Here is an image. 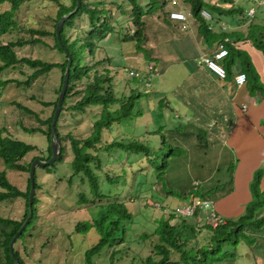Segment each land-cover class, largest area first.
Returning a JSON list of instances; mask_svg holds the SVG:
<instances>
[{
    "label": "trees",
    "instance_id": "16d2710c",
    "mask_svg": "<svg viewBox=\"0 0 264 264\" xmlns=\"http://www.w3.org/2000/svg\"><path fill=\"white\" fill-rule=\"evenodd\" d=\"M30 1L32 0H0V6L5 3H9L11 6L9 11L0 14V38L13 30H16L20 35L16 41L7 43L0 42V74L11 68L16 69L19 66L20 68L24 66L29 67V69L33 70L32 75L25 83L29 85L39 75L50 74L54 69H58L61 72V86L57 95H60L69 58L72 61L69 85L62 112L57 123V133L60 142H63L64 139L69 140L73 153V159L68 163L71 166L73 174L69 177L68 182L71 184L73 180L77 178L82 184L87 186V193L82 191L78 194L77 203L79 205H95L97 208L101 209V214L98 217H94L91 221L77 223L74 231V233L88 235L95 230L100 236L99 240L84 254L85 264H94L95 257L99 256L104 249L115 248L125 243V236L128 228L127 224H133L134 219V215L129 211L126 205V200L98 204V201L103 202L105 199L111 197V193H105L102 190V173L106 176V183L110 187H115L127 174V168L139 167V170L142 171V166L150 165L149 171L143 170V174L139 173L141 174L139 183L143 190L140 196L137 195L140 200L149 201L153 197L154 185L158 182L163 187L162 182L167 178L172 160L179 157V150L180 152L182 151V147L179 141H177V138L184 133V129H182L181 125L178 129L173 130L174 128L169 129L164 126L156 125V120V124L155 121L153 124L155 127L154 132L147 131L145 136H155L158 146H151L147 139L128 142L113 141L110 144L103 142V133L105 130L111 131L115 124H123L124 121H133L143 117L139 109L136 111L137 103L143 96L137 89L127 97L123 96L119 98L116 96L113 89L114 79L110 76L112 74L111 69L106 68L103 69L102 72L98 70L99 66L105 63L111 66L110 57L100 61L95 60L97 52L100 50V46L96 44V42H103L109 35H112L113 37L111 36L112 39H110L108 43L113 44L115 38H118L115 40L116 42L135 43L138 51L145 58V61L147 60L146 64L148 65L153 61V57L152 50L144 46L148 38L145 32V22L143 18L148 15H153L151 6L158 1L150 0L151 2H148L144 6L140 3V0H124L126 5L122 4L119 9H123L121 11L122 16H129L132 25V28H129L121 24L118 18L114 19L113 15H111L110 21L105 18V10L102 8L104 2L94 3L92 8H89L85 3L86 0H81L79 11L65 22L61 30L60 41H58L56 34L57 24L62 17L70 14L76 9L77 0H71L69 5L61 4L59 0H50L59 4V10L54 19L53 31L45 29L37 30L33 28L27 29L18 24V21L15 20L17 11H19L25 2ZM165 2L166 0L161 1L162 10L160 12L162 13H164V8L167 5ZM182 2L184 5L190 7L191 13L199 25V33L208 45H212L218 41L223 43L226 38L225 36L229 35V33H218L210 30L208 23L201 16L203 10L212 11L216 13L217 16H241L242 22L249 20L245 9L236 7L235 0H217V3L214 4L206 0H182ZM226 5H231V9H226ZM99 7L102 9L99 10ZM124 7L126 9H124ZM125 10H129V13H126ZM78 20H81L83 24ZM249 22H251V20ZM116 24H118L119 27H116ZM258 28L264 27L250 25V27H248V33L244 32L247 33V35L242 32L238 36V40L245 41L250 39L256 49L264 54V41L256 35L258 33ZM120 33L122 36H120ZM48 41L53 42L51 46L53 50L63 55L64 59L61 63H49L43 60H34L26 57L20 58L15 51L16 48H24L26 46L33 47L38 44L49 46L51 44L48 43ZM232 44L231 41L225 44L229 51V55L222 65L226 69L227 80L230 79L231 68L236 65L237 61H240L243 67L242 73L247 76V83L245 85L248 87V93L264 98V83L261 81L251 58L247 53L235 48ZM65 49L68 51V55H66ZM143 52L145 53L144 55ZM88 57L91 59L90 63L87 62ZM140 73H143V76L142 74L141 76L146 83L147 75L144 76V74L148 73L147 69H144ZM83 80H86L83 88L78 89V83H81ZM13 82L16 81H2L4 87ZM18 84L21 85L22 83ZM146 87L151 88V85L150 87L146 85ZM74 97H79V100L71 106V109L75 112H79L81 115L85 114L89 108H100L92 132L90 136L85 139H76L72 134L62 137L60 133L62 115L67 109L68 101ZM58 100L59 99L49 105L46 104V106L53 107L51 117L45 121H40L43 126H47V131L41 129L27 130L29 133L41 132L47 137L49 143L47 157H38L28 164H22V160H24L30 152L36 151V147L11 138L7 135V129L0 127V159L3 161L6 168V170L0 171V203L13 201L18 198L26 200V212L22 221L0 217V264H15V259L10 253V243L30 214V178L28 179L27 190L24 192L11 184L7 177V171L15 170L30 173L31 165L35 160L39 159L47 162L51 159V125ZM198 137L199 140H201V136L198 135ZM199 144L203 145V142H199ZM115 150L120 152V158L125 155H136L140 156V161L136 163L130 162L127 166L117 171L105 172L102 155L112 154ZM65 153L66 147L62 144L59 148V157L57 161L52 166L37 167V169L40 168L47 174L53 173L57 163H65ZM37 169L34 176L35 195L32 207L33 216L29 225L17 240L16 245L19 241L25 239V236L34 228L35 223H37L39 219L38 205L40 204V200L38 194L42 187L39 183ZM263 177L264 171H262V169L254 173V178L250 186L252 201L246 206L245 214L237 219H226L216 227H214L212 223L199 226V223L195 221L196 218H177L175 212L174 214L170 213L168 218L163 215L156 221V226L153 228L152 233H145L142 236L144 240L156 237L157 241L153 245V254L142 260L141 263L240 264L238 260L242 257V249H251L260 241V239L250 235V232H260L264 230V188L261 189ZM233 184L234 183L229 180L227 184L229 187L227 188H223L224 185H217L213 187L208 186L209 188L206 190L201 189L200 185L197 184L196 186H198L200 191L195 193L191 190L188 194L183 196L182 199L186 201L191 196H195L215 200L219 193L233 192ZM166 194L170 196L172 192H166ZM130 198L131 195L129 199ZM189 220H191V222H189ZM176 221L180 222L177 223ZM16 245V258L19 264H25ZM174 257H177V259ZM112 258H114L113 255Z\"/></svg>",
    "mask_w": 264,
    "mask_h": 264
},
{
    "label": "rangeland",
    "instance_id": "374dc122",
    "mask_svg": "<svg viewBox=\"0 0 264 264\" xmlns=\"http://www.w3.org/2000/svg\"><path fill=\"white\" fill-rule=\"evenodd\" d=\"M157 1L151 6L153 15L143 18L146 35L149 33L152 36L153 31L154 34L157 32V30L150 27V24L153 22H163L166 15H168L166 13L168 9L185 6L182 0H166L165 3L167 5L164 8V13H162L160 11L162 10L161 1L163 0ZM99 2H104L102 8L105 10V18L108 21H110L111 15H113L114 19L118 18L121 24L132 28L129 16H122L121 11L123 9H119L122 4L126 5L124 0H86L85 3L89 8H92L94 3ZM148 2L151 1L140 0V3L144 6ZM214 2L217 3L216 0ZM243 2H246L245 7L254 8L257 13L256 20L251 19L249 23L254 22L256 25H260L257 23H261V27H264V4L251 0H243ZM59 3L69 5L71 0H59ZM102 8L99 7V10ZM10 9V4L5 3L0 6V14ZM124 9L126 8L124 7ZM58 10L59 4L53 1L32 0L25 2L21 6L15 15V20L18 21L21 27L27 29L53 31L54 19ZM125 11L129 13V10ZM78 21L81 22V20ZM81 24L83 23L81 22ZM165 25L169 26V23L165 22ZM115 26L119 27L118 24ZM183 32H179V35L185 34L189 36L192 31L189 29ZM19 36L17 31L13 30L0 38V42L16 41ZM111 36L109 35L103 42H96V44H99L100 50L97 52L95 60L100 61L110 57L111 66L105 63L99 66L98 70L102 72L103 69H111L112 74L110 76L114 79L113 89L116 96L119 98L123 96L127 97L137 89L146 98L147 94H156L164 90L167 93L161 98L162 104L166 105L167 100H169L173 106H176V104L172 103V100L175 99V91L178 87L184 85L186 70L194 65L193 59L187 56V60H185V57L179 54V58L184 60L183 62L175 59V63L171 67L170 65L166 67L167 63L164 62L158 63L159 67H157V71L159 70V73L153 79L151 88H147L146 83L142 79L143 73L139 77H130L129 72L131 70L142 72L150 64H146L147 60L145 61L135 43L116 42L115 40L118 38L114 37V43L111 44L108 43L113 37ZM120 36H122L121 33ZM262 38L264 39V37ZM169 42L166 44L165 49H169L174 53L177 43L170 40ZM48 43L51 45L38 44L33 47L16 48L15 51L20 58L26 57L49 63H61L64 59L63 55L51 48L53 45L52 41H48ZM144 46L149 47L148 40ZM179 50L182 53L180 48ZM184 52L186 55L192 53L189 45ZM199 60L200 58L198 62ZM87 62H91L89 57L87 58ZM32 73L33 70L29 69V67L24 66L20 68L19 66L16 69L11 68L0 74V127L7 129V135L11 138L36 147V151L30 152L22 160V164H28L38 157H47L49 145L47 137L41 132L29 133L27 130L41 129L47 131V126H43L40 121H45L51 117L53 107L46 106V104L49 105L59 99L57 92L61 86V72L58 69H54L50 74L39 75L29 85L25 84ZM4 80H13L17 83L13 82L4 87L2 83ZM85 82L86 80H83L81 83H78V89H82ZM18 83L22 84L19 85ZM78 100L79 97H74L68 101L67 109L64 111L60 122L62 137L72 134L76 139H85L92 132L100 108H89L85 114L81 115L79 112L71 109V106ZM253 100L255 101L256 99ZM147 101V99L140 100L136 106V111L139 109L142 112V118L124 121L123 124H115L111 131L105 130L103 142L110 144L113 141L128 142L147 139L151 146H158L155 136H145L147 131L153 133L155 130L154 125H151L153 118L150 117L147 111ZM175 110L174 114L181 115L182 119L188 118L183 108H176ZM164 114L166 117L170 115L165 110ZM190 124L188 123V125ZM201 139L205 140V137L202 136ZM221 139L223 142L224 137ZM221 141L219 140V144L218 141H214L217 144L209 142L210 146H215L216 144L215 149L209 150L206 141H203V145L201 146L193 138H179L180 145L184 146V149H188V151L184 150L180 152L179 150L180 155L178 158L172 160L167 178L162 182L163 187L157 182L154 185L155 187H153V197L149 201L140 200L138 196L142 194L141 191L143 190L139 183V179L141 178V174L139 173L143 174V170L149 171L150 165L142 166V171L139 170V167L127 168V174L115 187H110L106 183V176L102 173V190L105 193H111V197L105 199L103 202L98 201V204L126 200V205L134 215V219L133 224H127L125 243L115 248L104 249L99 256L95 257L94 264H142V260L153 254V245L157 241L156 237L144 240L142 236L145 233L151 234L153 228L156 226V221L163 215L168 218L170 213L174 214L176 207L180 204L183 205V196L191 190L195 193L199 192L200 189L196 186V183L200 185L201 189L206 190L209 188L208 186L213 187L217 185H224L223 188H227L229 187L227 184L230 180L234 183L232 186L233 192L218 194L215 198L217 212L223 220L237 219L244 215L246 206L252 201L250 186L253 180L248 183L246 190V187L243 185L246 175L240 169L242 160L238 166L240 157H238L237 151L226 146ZM62 144L66 147L65 163H57L56 169L51 174H47L40 168L37 169L39 183L42 187L38 194L40 200V204L38 205L39 219L35 223L34 228L25 236V239L19 241L17 245L15 244L25 264H85V252L100 237L95 230L88 235L74 233L77 223L91 221L94 217H98L101 214V209L95 205H79L77 203L78 194L82 191L87 193V186L82 184L77 178L71 184L68 182L69 177L73 174L71 166L68 164L73 159V153L69 140L64 139L60 143V146ZM195 144H197V147H194ZM102 159L104 171L112 172L120 170L130 162L136 163L140 161V156L125 155L120 158V152L115 150L112 154H103ZM262 163L264 162L262 161ZM262 163L258 166L257 170L262 169L264 171ZM4 170H6L5 165L0 159V171ZM7 177L11 184L19 190L24 192L27 190L29 173L9 170L7 171ZM263 188L261 185V189ZM166 192H172V194L169 196ZM130 195L131 198L129 199ZM245 199L248 200L246 201ZM154 204H159V208L154 206ZM25 212L26 200L23 198L0 203V217L2 218L22 221ZM177 218L179 217L177 216ZM195 221L200 226L210 224L209 221L204 219V216H202V219H196ZM250 235L260 239L262 243L259 241L251 249L243 248L242 257L238 262L240 264H264V230L260 232L252 231ZM112 255L114 258H112ZM174 258L177 259V257Z\"/></svg>",
    "mask_w": 264,
    "mask_h": 264
},
{
    "label": "crops",
    "instance_id": "0c3cea01",
    "mask_svg": "<svg viewBox=\"0 0 264 264\" xmlns=\"http://www.w3.org/2000/svg\"><path fill=\"white\" fill-rule=\"evenodd\" d=\"M206 1L212 4L215 3L214 0ZM245 3L243 0H235L236 7L244 8L248 16V11L254 8L245 7ZM185 6L168 9V15H166L163 22L150 24V27L157 30V32L154 34L153 31L152 36L149 33L147 34L148 48L152 50L153 57V61L149 64L159 67L158 63L164 62L167 63L166 67L169 65L171 67L175 63V59L180 62L184 61L179 58V54L184 56L185 60H187V56L193 59L194 65L186 70L184 85L178 87L175 91V99L172 100V103L176 104V106H173L169 100H167L166 105L160 104L162 103L161 98L167 93L164 90L156 94H147L148 98L143 97L141 100H148L147 111L150 117L153 118L152 124L156 120V125L169 129L174 128L173 130L178 129L181 125L184 133L179 137L180 139L189 137L190 139H195L196 143L206 141L207 148L213 150L217 144L214 141H218L219 144V140L221 141V138L224 137L223 142L226 146L235 149L238 157H240L238 166L242 160L240 169L246 175L243 185L247 190V185L253 180V175L258 166L262 161L264 162V98L249 94L247 85L243 87L237 86L236 77L243 70L240 61H237L236 65L231 68L229 80L227 78L220 79L207 67L197 64L199 58L210 56L216 50L217 44L221 42L218 41L208 45L199 33V25L191 13L190 7ZM231 7V5L225 6L226 9H231ZM179 11L188 14L187 28L185 30H183V23L170 19L172 12ZM207 11L211 14L212 20L208 21L202 18L208 23L209 29L213 32L229 33V35L225 36L224 41H231L235 48L247 53L261 81L264 83V54L256 49L250 39L245 41L238 40V36L242 32H247L250 25H256L254 22L249 23L251 19L256 20V10L254 17L248 16L249 20L247 19L248 21L243 22L241 21V16H217L216 13ZM165 22L169 23V26H166ZM257 24H260L258 25L260 27L262 26L261 23ZM188 28L192 31L189 36L185 34L179 35V32L184 33L183 31L189 30ZM257 32L256 35L264 41L262 38L264 37V28H258ZM247 33L244 34L247 35ZM169 40L177 43L174 53L169 49H165L166 44L170 43ZM188 45L192 49V53L186 55L184 51H186ZM178 47L182 53L179 52ZM222 64H224V61ZM253 99L256 100L254 101ZM176 108H183L188 118L182 119L181 115L174 114ZM164 110L170 115L166 117ZM188 123L191 124L188 125ZM198 135L204 136L205 140H202L201 137V140H199ZM179 138H177V141H179ZM209 142L216 144L215 146H210ZM181 147L182 151H188V149H184V146L181 145ZM194 147H197V144ZM262 187H264V177ZM245 200L247 201L248 199Z\"/></svg>",
    "mask_w": 264,
    "mask_h": 264
},
{
    "label": "built area",
    "instance_id": "2783aa9c",
    "mask_svg": "<svg viewBox=\"0 0 264 264\" xmlns=\"http://www.w3.org/2000/svg\"><path fill=\"white\" fill-rule=\"evenodd\" d=\"M264 4V0H252ZM255 10L251 9L248 11V16L253 17ZM201 16L205 20H212L211 14L207 10L201 12ZM170 19L173 21H179L183 23V30L187 28L188 14L185 12H172L170 14ZM228 40L224 41L217 45L216 50L210 56H203L200 58L198 64L200 66H205L220 79H225L227 76L226 69L221 65V62L224 61L228 55V49L226 48V43ZM148 73H145L146 76V85L150 87L153 79L158 75L157 67L153 64L147 66ZM130 77H139L141 76L140 72L130 71ZM238 87H243L247 83V76L244 73L239 74L235 80ZM198 184V183H196ZM183 205H178L175 209V214L180 218L185 219H204L213 224L214 227L223 223V218L219 215L216 209L215 201L211 198H200L191 196L188 200L182 202ZM154 206L159 208V204H154ZM200 226V225H199Z\"/></svg>",
    "mask_w": 264,
    "mask_h": 264
},
{
    "label": "water",
    "instance_id": "95a60500",
    "mask_svg": "<svg viewBox=\"0 0 264 264\" xmlns=\"http://www.w3.org/2000/svg\"><path fill=\"white\" fill-rule=\"evenodd\" d=\"M81 7V0H77V6L76 9L71 12L70 14L62 17L60 19V21L57 24V28H56V34H57V38L58 41H60V34H61V30L65 24V22L73 15H75L79 9ZM65 53L66 55H68V51L65 49ZM71 64L72 61L69 58V63L68 66L66 68L65 71V75H64V80H63V86H62V90L61 93L59 95V100H58V104L55 110V115H54V119L51 125V149H52V157L49 161H41V160H35L33 162V164L31 165V169H30V173H29V178H30V182H31V191H30V195H29V209H30V214L28 219L26 220V222L23 224V226L21 227V229L18 231V233L15 235V237L13 238V240L10 243V253L12 255V257L15 259V264H19L18 259L16 258L15 255V249L14 246L16 244V241L19 239V237L22 235V233L24 232V230L27 228V226L30 223V220L33 216V198L35 195V171L37 169V167H44V166H52L58 159L59 157V148H60V139L57 133V123L58 120L60 118L61 112H62V108H63V103L65 100V96H66V92L68 89V85H69V76H70V68H71Z\"/></svg>",
    "mask_w": 264,
    "mask_h": 264
},
{
    "label": "clouds",
    "instance_id": "9594fccd",
    "mask_svg": "<svg viewBox=\"0 0 264 264\" xmlns=\"http://www.w3.org/2000/svg\"><path fill=\"white\" fill-rule=\"evenodd\" d=\"M255 10V9H254ZM254 17V16H253ZM218 45V44H217ZM229 52V51H228ZM223 62V61H222ZM222 62H221V65H222Z\"/></svg>",
    "mask_w": 264,
    "mask_h": 264
}]
</instances>
